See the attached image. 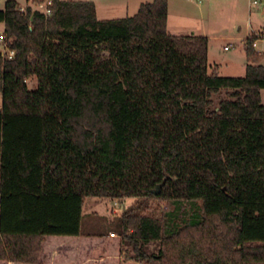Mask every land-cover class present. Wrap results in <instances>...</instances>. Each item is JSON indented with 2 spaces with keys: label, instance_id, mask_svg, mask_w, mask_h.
Listing matches in <instances>:
<instances>
[{
  "label": "trees",
  "instance_id": "16d2710c",
  "mask_svg": "<svg viewBox=\"0 0 264 264\" xmlns=\"http://www.w3.org/2000/svg\"><path fill=\"white\" fill-rule=\"evenodd\" d=\"M50 10L0 9V264H264L256 39L244 76L220 77L206 37L168 33L167 0L110 20L92 1ZM88 198L173 209L128 210L112 239L81 231Z\"/></svg>",
  "mask_w": 264,
  "mask_h": 264
},
{
  "label": "rangeland",
  "instance_id": "374dc122",
  "mask_svg": "<svg viewBox=\"0 0 264 264\" xmlns=\"http://www.w3.org/2000/svg\"><path fill=\"white\" fill-rule=\"evenodd\" d=\"M6 0H0V9ZM21 9L36 6L33 0H16ZM68 1V0H67ZM78 1V0H71ZM92 1L97 7L99 20L132 17L139 6L153 0H82ZM256 1V5L252 3ZM167 31L174 36H200L208 39V63L210 71L220 77H242L247 64L244 45L248 39L255 38L254 51L262 55L259 64L264 65V0H167ZM0 26V51L5 44ZM248 37V38H247ZM247 38V39H246ZM227 48V50H224ZM29 90L36 89L34 78L26 81ZM264 104V91L262 92ZM1 108V99H0ZM173 209L166 202L158 199H123L103 200L88 198L82 209L81 231L86 233L113 234L119 238V217L128 210L139 209L141 215L160 218L163 212ZM188 207L184 205L179 212V219L184 220ZM180 225L181 222H178ZM159 249L156 242L150 243L146 251L155 255ZM124 255H130L129 249H123ZM120 264H138L121 258Z\"/></svg>",
  "mask_w": 264,
  "mask_h": 264
},
{
  "label": "built area",
  "instance_id": "2783aa9c",
  "mask_svg": "<svg viewBox=\"0 0 264 264\" xmlns=\"http://www.w3.org/2000/svg\"><path fill=\"white\" fill-rule=\"evenodd\" d=\"M34 4L36 6V8L39 10V12L41 14H43L46 17H49L51 15V10L50 7L52 6V1L53 0H33ZM253 5H256V1H254L252 3ZM23 9H21L22 11ZM253 48H255V43L253 44ZM224 50H227V48H225ZM13 53H10V56H12ZM110 237H114L113 234H110Z\"/></svg>",
  "mask_w": 264,
  "mask_h": 264
},
{
  "label": "crops",
  "instance_id": "0c3cea01",
  "mask_svg": "<svg viewBox=\"0 0 264 264\" xmlns=\"http://www.w3.org/2000/svg\"><path fill=\"white\" fill-rule=\"evenodd\" d=\"M15 2H17L16 0H14ZM19 5H21L19 2H17ZM0 26H1V29H2V31H3V25L2 24H0ZM248 38V37H247ZM246 38V39H247ZM260 39H264V37L261 35V38ZM255 43V42H254ZM225 49V48H224ZM260 55V54H259ZM244 65H247V64H244ZM246 67V66H245ZM263 92V91H262ZM262 92H261V97H262ZM262 101V100H261Z\"/></svg>",
  "mask_w": 264,
  "mask_h": 264
},
{
  "label": "water",
  "instance_id": "95a60500",
  "mask_svg": "<svg viewBox=\"0 0 264 264\" xmlns=\"http://www.w3.org/2000/svg\"><path fill=\"white\" fill-rule=\"evenodd\" d=\"M159 187L156 188V190L152 191V194L158 195Z\"/></svg>",
  "mask_w": 264,
  "mask_h": 264
}]
</instances>
